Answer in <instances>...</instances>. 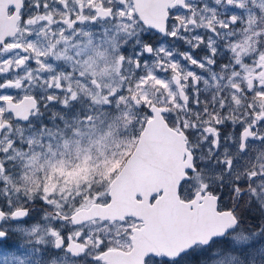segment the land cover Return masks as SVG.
<instances>
[{
    "label": "snow or ice",
    "instance_id": "snow-or-ice-1",
    "mask_svg": "<svg viewBox=\"0 0 264 264\" xmlns=\"http://www.w3.org/2000/svg\"><path fill=\"white\" fill-rule=\"evenodd\" d=\"M0 264H264V0H0Z\"/></svg>",
    "mask_w": 264,
    "mask_h": 264
},
{
    "label": "rangeland",
    "instance_id": "rangeland-1",
    "mask_svg": "<svg viewBox=\"0 0 264 264\" xmlns=\"http://www.w3.org/2000/svg\"><path fill=\"white\" fill-rule=\"evenodd\" d=\"M116 167H119V165H116Z\"/></svg>",
    "mask_w": 264,
    "mask_h": 264
},
{
    "label": "water",
    "instance_id": "water-1",
    "mask_svg": "<svg viewBox=\"0 0 264 264\" xmlns=\"http://www.w3.org/2000/svg\"><path fill=\"white\" fill-rule=\"evenodd\" d=\"M138 175H139V173H138Z\"/></svg>",
    "mask_w": 264,
    "mask_h": 264
}]
</instances>
